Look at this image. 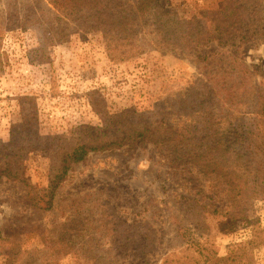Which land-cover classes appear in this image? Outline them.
Returning a JSON list of instances; mask_svg holds the SVG:
<instances>
[{
  "label": "rangeland",
  "instance_id": "374dc122",
  "mask_svg": "<svg viewBox=\"0 0 264 264\" xmlns=\"http://www.w3.org/2000/svg\"><path fill=\"white\" fill-rule=\"evenodd\" d=\"M47 1L0 0V152L13 132L27 140L19 131L31 105L40 136L70 138L82 126L101 128L106 113L149 110L159 97L203 88L213 68L197 57L218 60L236 51L216 43L196 55L160 49L148 35V50L119 62L99 33L68 19L60 22L65 40L53 42L62 16ZM174 1L189 12L202 0ZM124 3L135 10L143 0ZM238 54L264 84V43L252 41ZM50 154L29 151L24 182L0 185V264H207L250 240L255 227L258 243L242 264H264V197L244 200L227 216L226 185L168 146L91 153L71 166L53 208L41 210L45 204L35 203L44 192L35 193L49 187ZM173 215L185 224L184 238L176 236Z\"/></svg>",
  "mask_w": 264,
  "mask_h": 264
},
{
  "label": "trees",
  "instance_id": "16d2710c",
  "mask_svg": "<svg viewBox=\"0 0 264 264\" xmlns=\"http://www.w3.org/2000/svg\"><path fill=\"white\" fill-rule=\"evenodd\" d=\"M47 2L62 16L59 31L49 33L53 42L65 40L67 27L60 22L68 19L85 32L99 33L119 62L148 50V35L160 49L196 55L200 48L216 43L223 50L236 51L218 60L197 57L213 68L203 88L190 87L171 100L159 97L149 110L129 107L106 113L101 128L82 126L70 138L40 136L36 109L29 103L32 112L18 129L27 140L13 132L9 146L0 152V185L23 183L25 156L37 148L49 150L51 181L48 189L36 191L44 196L35 206L43 203L41 210H51L72 165L84 162L91 153L151 144L168 146L177 159L221 180L226 185L222 193L229 204L227 216L244 200L264 197V84L253 80L238 54L252 41L264 43V0H202L198 9L189 12L184 10L186 3L174 0H143L135 10L127 9L124 0ZM210 212L224 214L219 209ZM171 218L177 238H184V222L178 215ZM258 235L255 227L250 240L224 258L207 259V264H242L257 245Z\"/></svg>",
  "mask_w": 264,
  "mask_h": 264
}]
</instances>
